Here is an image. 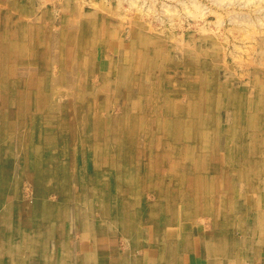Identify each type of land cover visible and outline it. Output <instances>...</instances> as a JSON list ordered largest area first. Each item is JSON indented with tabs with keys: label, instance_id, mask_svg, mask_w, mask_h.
Returning <instances> with one entry per match:
<instances>
[{
	"label": "rangeland",
	"instance_id": "1",
	"mask_svg": "<svg viewBox=\"0 0 264 264\" xmlns=\"http://www.w3.org/2000/svg\"><path fill=\"white\" fill-rule=\"evenodd\" d=\"M185 232L264 264V0H0V264Z\"/></svg>",
	"mask_w": 264,
	"mask_h": 264
},
{
	"label": "crops",
	"instance_id": "2",
	"mask_svg": "<svg viewBox=\"0 0 264 264\" xmlns=\"http://www.w3.org/2000/svg\"><path fill=\"white\" fill-rule=\"evenodd\" d=\"M108 237L110 240L111 237ZM179 238L180 240L176 241L177 238L167 239L163 237L162 242L165 244V247L161 246L160 248L156 247L153 243H151V241L147 242L146 240L143 243V245H145L139 250L133 249L134 247H131V249L130 247L120 248L117 255L110 254L106 257V264H149L150 259H154L156 264H205L202 260L204 257L203 253V257H201V259L195 258L193 261L189 259L191 250L194 248L195 243L193 242V235L185 232V234L180 235ZM135 253H142L143 256L137 259L135 257ZM6 262H4V264H6Z\"/></svg>",
	"mask_w": 264,
	"mask_h": 264
},
{
	"label": "bare ground",
	"instance_id": "3",
	"mask_svg": "<svg viewBox=\"0 0 264 264\" xmlns=\"http://www.w3.org/2000/svg\"><path fill=\"white\" fill-rule=\"evenodd\" d=\"M49 227V226H48ZM49 233V232H48ZM30 235H28V233L27 234H25V243L27 244V246L30 248V246L32 247V250L37 254V255H41L39 252H38V250L37 249H35L36 247H38V246H34V237L36 236V234H35V236H34V233H29ZM52 236H53V234H52ZM43 237V236H42ZM49 240V239H48ZM47 240V241H48ZM54 240V239H53ZM55 242V241H54ZM210 243H208V245H209ZM214 248H216V243H215V245H214ZM51 250H53V249H51ZM215 251V250H214ZM59 255V254H58ZM213 254H211L210 256H212ZM213 257V256H212ZM41 258H45L46 259V261L47 262H52V259H51V261H49V256L47 257V256H42L41 255ZM59 262V261H58ZM209 263L208 264H214L213 262L211 263V261H208Z\"/></svg>",
	"mask_w": 264,
	"mask_h": 264
}]
</instances>
